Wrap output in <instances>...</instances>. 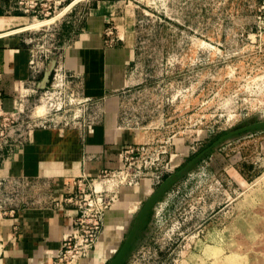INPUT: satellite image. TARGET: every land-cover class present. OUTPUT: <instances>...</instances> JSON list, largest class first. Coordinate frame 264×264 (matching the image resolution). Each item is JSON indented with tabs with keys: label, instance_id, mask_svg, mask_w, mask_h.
<instances>
[{
	"label": "rangeland",
	"instance_id": "obj_1",
	"mask_svg": "<svg viewBox=\"0 0 264 264\" xmlns=\"http://www.w3.org/2000/svg\"><path fill=\"white\" fill-rule=\"evenodd\" d=\"M98 1L111 5L105 46L134 49L130 84L112 93L139 137L77 188L75 230L52 264H264V0H39L31 21L57 15L32 28L48 77L0 109V223L47 199L5 173L32 131L93 121L103 105L67 59ZM65 71L59 108L44 92Z\"/></svg>",
	"mask_w": 264,
	"mask_h": 264
},
{
	"label": "crops",
	"instance_id": "obj_2",
	"mask_svg": "<svg viewBox=\"0 0 264 264\" xmlns=\"http://www.w3.org/2000/svg\"><path fill=\"white\" fill-rule=\"evenodd\" d=\"M18 3L0 0V86L5 91V102L12 99L17 84L42 87L48 77L46 71L39 76L31 63L35 38L32 28L39 27L27 26L32 18L19 9ZM110 7L109 2L98 1L90 8L67 52L68 65L84 75L91 104H103L97 118L37 127L5 162V173L28 178L29 184L41 188L47 199L7 211L0 223V234L8 236L2 237L0 264H52L55 252L75 230L79 210L68 198L78 183L118 165L124 147L138 142L135 129L122 121L121 91L112 93L130 84L126 67L134 49L105 46L103 31L110 20Z\"/></svg>",
	"mask_w": 264,
	"mask_h": 264
},
{
	"label": "built area",
	"instance_id": "obj_3",
	"mask_svg": "<svg viewBox=\"0 0 264 264\" xmlns=\"http://www.w3.org/2000/svg\"><path fill=\"white\" fill-rule=\"evenodd\" d=\"M19 4H21L20 5V8H22L24 10V12H29L31 9L33 11H37V9L35 7L39 4V0L19 1ZM109 21L110 20H108V22ZM31 63L33 65H35V54L34 53H33V56L31 58ZM57 75L58 76L56 78H58V79L55 80V81H53L51 83V85L47 87V89L45 90L44 94H45V96L47 98H50V99H55V97L56 98H60L61 101H58L57 103L60 104V107L59 108H61L62 107V104H65V100L64 99H66V71L65 72H60V73L58 72ZM22 87H24V83L17 84L15 86V93H17L19 91V89L22 90L23 89ZM28 89L29 88H25V90H28ZM5 99H6V97H5V91L0 86V109H1L2 105L5 104ZM3 178L4 177L0 175V184L3 183V180H4ZM24 178L25 177H23L21 179L18 178V179L19 180H22ZM82 184L83 183H78V188H81L82 187ZM68 199L71 202H75V203L78 202V199L75 196H73V195H70V197ZM13 209L14 208H12V210ZM7 211L8 210H5L4 211L5 214H7ZM0 212H1V210H0ZM1 214H3V213H1ZM66 240L67 239L64 240L62 248H64L66 246ZM1 244H2V246H4L3 241H2ZM1 252H0V254H1Z\"/></svg>",
	"mask_w": 264,
	"mask_h": 264
},
{
	"label": "bare ground",
	"instance_id": "obj_4",
	"mask_svg": "<svg viewBox=\"0 0 264 264\" xmlns=\"http://www.w3.org/2000/svg\"><path fill=\"white\" fill-rule=\"evenodd\" d=\"M67 7H65V8H63L62 10H61V12L60 13H58V14H61L65 9H66ZM57 16V15H56ZM56 16H52V17H49V18H45V19H38V20H35V21H31V22H29L28 24H27V26L28 27H39V26H41V25H44V24H46V23H49V22H51L52 20H54L55 19V17ZM123 34V33H122ZM46 105V104H45ZM45 105H39V107H38V111L40 112L39 114H42V112L45 110ZM44 113V112H43ZM100 184V183H99ZM101 185V184H100ZM99 185V186H100ZM98 186V187H99ZM101 187V186H100ZM131 208V210L130 211H132L133 210V208L134 207H130ZM127 214V213H126ZM128 222H129V217H126V218H120V221H119V223L121 224V225H124V226H127L128 225Z\"/></svg>",
	"mask_w": 264,
	"mask_h": 264
}]
</instances>
